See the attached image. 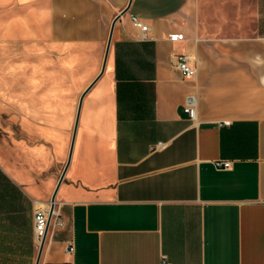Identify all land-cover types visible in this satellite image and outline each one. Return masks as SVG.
Listing matches in <instances>:
<instances>
[{"label": "crops", "instance_id": "crops-1", "mask_svg": "<svg viewBox=\"0 0 264 264\" xmlns=\"http://www.w3.org/2000/svg\"><path fill=\"white\" fill-rule=\"evenodd\" d=\"M2 1L22 10L1 40L26 42V142L0 147L23 196L0 212V264L35 262V209L52 198L118 15L39 264H264V0H131L123 15L129 0Z\"/></svg>", "mask_w": 264, "mask_h": 264}, {"label": "rangeland", "instance_id": "rangeland-1", "mask_svg": "<svg viewBox=\"0 0 264 264\" xmlns=\"http://www.w3.org/2000/svg\"><path fill=\"white\" fill-rule=\"evenodd\" d=\"M14 11L0 0V147L26 142V42L1 40V21Z\"/></svg>", "mask_w": 264, "mask_h": 264}, {"label": "built area", "instance_id": "built-area-1", "mask_svg": "<svg viewBox=\"0 0 264 264\" xmlns=\"http://www.w3.org/2000/svg\"><path fill=\"white\" fill-rule=\"evenodd\" d=\"M132 22L134 26L140 29L143 38L147 37V33L149 31V28L146 24L142 23L137 17L132 16L131 17ZM184 34L182 32H174L169 34L168 40L173 43L177 42H182L184 41ZM176 60V68L182 73L184 78H192L195 75V69L192 68L189 64L188 58L183 55L179 54L175 56ZM196 99L194 96L189 95L187 96L184 104V111L189 115V118L191 120H194L196 117ZM223 125H229V121H225L222 123ZM158 147H163V144H158ZM214 167L217 170H228L231 167V162L230 161H223V160H218L214 162ZM49 210H50V202H48L45 205H39L34 212V235L35 239L37 242V247L40 244L41 239L44 237L47 227L50 223V220H54V224H60L59 220V215L57 213V210H55V205L54 209L51 215V218L49 220ZM73 248L72 246H69L67 249V252H72ZM160 264H169L165 261H162Z\"/></svg>", "mask_w": 264, "mask_h": 264}, {"label": "water", "instance_id": "water-1", "mask_svg": "<svg viewBox=\"0 0 264 264\" xmlns=\"http://www.w3.org/2000/svg\"><path fill=\"white\" fill-rule=\"evenodd\" d=\"M130 3H131V0H129V4H128L127 8L125 10H123L120 15H123L128 10V7H129ZM119 17H120L119 15L116 16L114 18L113 22H112L110 33H109V37H108V41H107V45H106V49H105V53H104V57H103L101 70H100L99 74L97 75V77L89 84V86L84 90V92L80 96L79 104H78V110H77V114H76V120H75V124H74V128H73V132H72V139H71V145H70V150H69V154H68V159H67L65 167H64V169H63V171L61 173V176L59 177V180L57 182V185H56V188H55L54 193L52 195V198L50 200L49 220L51 218V215H52V212H53V209H54L56 192L58 190L59 185L61 184V182L63 180V177H64V174L66 172V169H67V167H68V165L70 163V159H71V155H72V147H73L74 139H75V135H76V129H77V124H78V117H79V113H80V106H81L82 98L86 94V92L93 86V84L96 82V80L104 72V68H105V64H106V60H107V56H108V51H109V47H110V41H111L113 26H114V23L119 19ZM43 246H44V238L41 239L40 244L38 246V250H37V254H36V258H35L34 264H39Z\"/></svg>", "mask_w": 264, "mask_h": 264}, {"label": "trees", "instance_id": "trees-1", "mask_svg": "<svg viewBox=\"0 0 264 264\" xmlns=\"http://www.w3.org/2000/svg\"><path fill=\"white\" fill-rule=\"evenodd\" d=\"M22 197L19 189L0 171V212L5 208L13 210L15 208L14 203L22 200ZM27 241L28 237L26 235V244Z\"/></svg>", "mask_w": 264, "mask_h": 264}]
</instances>
